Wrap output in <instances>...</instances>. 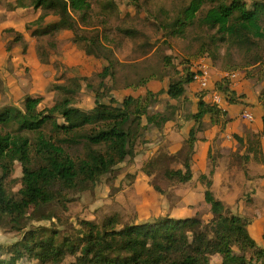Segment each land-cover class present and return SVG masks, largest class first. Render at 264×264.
I'll use <instances>...</instances> for the list:
<instances>
[{"label": "trees", "instance_id": "trees-1", "mask_svg": "<svg viewBox=\"0 0 264 264\" xmlns=\"http://www.w3.org/2000/svg\"><path fill=\"white\" fill-rule=\"evenodd\" d=\"M116 1L17 0V5L24 8L22 16L43 13L36 19L39 25H45L51 16L60 17L48 29L32 30L33 37L63 30L87 52L91 42L102 64L95 73L97 85L89 80L97 118L90 129L70 123L67 107L79 103L70 87L77 84L78 76L68 86H57L63 98L53 105L43 106L42 95H25L22 109L6 106L0 110V229L17 236L12 244H0V264H264V247L250 235L246 219L238 214L226 216L223 204L214 197V162L222 156L217 148L215 153L209 151L213 162L209 174H200L196 181L206 187V218L165 217L118 228V214L100 224L66 216L84 193L100 184L106 187L116 183L122 169L133 166L144 147L163 141V128L177 110L170 102L186 100V86L196 82L198 74L192 71L193 63L205 54L214 65L220 63L224 73H242L264 109V59L260 54L264 48V0H168V5L155 0H129L124 16ZM142 15L151 22L149 26ZM167 26L172 29L163 43L179 42L188 47L185 55L175 53L162 60L157 71L162 75L161 82L169 79L167 88L157 92L149 88L154 72L147 75L150 80L130 82L123 75L124 89L130 92L114 98L113 89L120 88L118 65L123 66V73L130 65L122 64L113 48L120 49L127 40L149 39V27L154 37L159 36V30ZM15 36L14 42L21 43L25 52L24 36ZM176 77L177 82L173 81ZM110 78L112 86L108 85ZM230 83L229 78L221 77L213 90L226 95L232 105L250 107L245 95L234 96ZM211 91L196 93V109L190 118L196 123L209 117L217 128L212 141L217 146L229 120L225 110L206 100ZM66 92L68 96L64 97ZM107 98L108 104L103 102ZM158 104L166 105L170 115L152 114ZM261 133L264 139V117ZM233 138L245 147V153L239 156L245 160L246 174L250 161L264 165L261 141L238 135ZM191 146L178 167L164 171L162 180H176L180 188L189 186L197 153ZM14 177L25 193L17 195L12 190ZM155 190L161 193L159 187ZM252 192L246 191V196L251 198Z\"/></svg>", "mask_w": 264, "mask_h": 264}, {"label": "rangeland", "instance_id": "rangeland-1", "mask_svg": "<svg viewBox=\"0 0 264 264\" xmlns=\"http://www.w3.org/2000/svg\"><path fill=\"white\" fill-rule=\"evenodd\" d=\"M155 1H161L164 5L169 4L168 0ZM246 1L251 2V0ZM116 2L123 10L122 14L124 16L129 10V0H117ZM22 12H24V8H20L17 5V0H1L0 82L1 80L10 82L11 76L16 73L19 78L26 81V85H21L25 86L27 91L15 94V91L7 90L0 83V110L6 106H15L22 109L23 102L21 100L25 95H42L45 97V101L42 103L44 104L43 106L53 105L63 98V94L57 89V86H68L78 76L77 84H73L70 87L74 92L73 98L75 94L79 97L77 105L67 107L70 110V123L73 125H83L82 129L92 128L96 124L97 118L93 112L95 94L92 87H89V80H92L93 86L97 85L98 76L95 73L102 64L101 55L91 42L88 45V52L83 50L73 43V36L63 30H55L54 33L41 38L33 37L31 34L32 30L45 29L51 23L57 24L60 17L51 16L47 19V25H39L35 22L38 16H42L43 13L39 12L40 15L22 16ZM142 18L147 22V26H149L151 22L148 21L146 15H142ZM28 26H31L32 29L28 30ZM151 29L149 27L147 30L150 36L149 39L138 41L127 40L120 49L113 48L114 55L118 60L122 64L130 65V69L124 73L123 66L118 65V83L124 91L123 94L130 92L124 89V77L127 82L137 80L138 78L150 80L147 75L151 72H154L155 81L151 80L148 83L149 88L154 92L159 91L163 86L167 88L169 79L167 78L164 81L165 83L161 82L162 75L157 71L162 65V60L173 56L175 53L185 55V51L188 48L186 45L179 42H169L168 45L163 43L166 40L164 36L172 29L171 26L159 30L160 35L155 37ZM15 33H20L24 36V41L27 44L25 52L21 43L14 42L16 38ZM15 49L18 50L17 53H15ZM260 54L264 59V48L261 49ZM203 57L208 58L210 56L205 54ZM15 58L18 60L13 61L12 59ZM8 59L10 62L6 63ZM9 66H12V69H9ZM220 66L221 64L218 63L212 68L221 70ZM193 71L196 72L194 66ZM111 78L108 80L109 86L113 84ZM178 80V77L173 78V81L177 82ZM242 81H244V77L241 76V79L237 82ZM250 86L252 85L250 84ZM65 96H68L67 92ZM112 96L114 97V93H112ZM120 97L121 95L117 96V98ZM103 102L108 104V98L104 99ZM161 105L158 104L152 111V114L169 115V112L162 113ZM186 118L188 119L184 122L190 134L191 127L194 126L195 121L190 116ZM60 121L61 123L64 122V118H60ZM174 127L179 129L178 123ZM168 137L169 134L164 136L163 141L159 140V147L155 151L150 146L151 143L144 147L141 151L145 153L146 159L144 161L139 159L133 166L124 167L120 173V179L116 183L106 187L100 184L95 190L84 193L82 200L71 206L66 216L72 220L79 217L80 219L100 224L108 216L118 214L120 217L118 228H125L132 225L133 222H136V224L148 223L154 219H164L165 217L187 219L193 218L196 215L203 218L209 216V206L204 199L206 187L201 183L193 181L192 183L195 186L190 185V194L185 197L182 195V191H187L188 187L184 189L180 188L176 180V183L168 187L161 182L164 171L178 167L185 156L191 152V145L199 148V156L193 167L195 170L194 177L196 175V178H198L200 174L208 175L213 162L210 158L207 159V146L195 139L192 141L181 140L171 142ZM186 137H189L188 134H186ZM214 147L213 152L216 151V146ZM151 152L155 153L152 158L149 157ZM250 156L252 159L254 158L252 154ZM153 162L154 165H149ZM219 162L220 157L214 162L215 168H219L222 165L224 171L221 174L216 172L215 182L221 181L224 185H228L232 183V178L235 179L231 189H225V191L233 192L232 195L226 197L224 200L225 215L228 217L236 214L243 216L248 223L250 235L257 241L259 246L264 247V165L260 162L250 161L246 165L248 170L246 174L245 160L242 158L235 157L232 160L226 158L221 160L218 165ZM152 174L155 176L151 177ZM15 178L17 177H14L12 179L14 182L10 183L12 190L17 195L25 193L23 189H20ZM155 186L160 187L161 190V186H163L164 190H166V192H163L164 195L168 194L172 202L171 209L167 208L166 196H163V193H158L155 190ZM251 189L253 192L249 195L251 197L249 198L246 196V191L250 192ZM216 190V187H214L213 192ZM159 195L162 198L165 197L163 199L165 201L158 210L157 207L161 204L162 200H160ZM162 212H165V214ZM16 240L17 236L15 234H6V232L0 229V244H12Z\"/></svg>", "mask_w": 264, "mask_h": 264}, {"label": "crops", "instance_id": "crops-1", "mask_svg": "<svg viewBox=\"0 0 264 264\" xmlns=\"http://www.w3.org/2000/svg\"><path fill=\"white\" fill-rule=\"evenodd\" d=\"M52 24V23H51ZM47 25V23L45 24ZM50 25V24H49ZM48 25V26H49ZM47 26V27H48ZM4 48V47H2ZM15 53L18 52V50H14ZM9 58V57H8ZM0 59H1V53H0ZM13 61H17L18 59H12ZM9 59L6 61V63H9ZM207 63L210 65L209 69H208V76L210 77V89L213 90V86L214 84L221 79L222 74L224 73L222 70H219L217 68H212L215 67V65L213 64L212 60H208ZM9 69H12V66H9ZM193 71V70H192ZM241 76L244 77V75L242 73H240V77L238 78V80L241 79ZM167 78H165L162 82L165 83L164 81ZM237 80V81H238ZM155 81V80H153ZM231 82L230 84V90L234 93V96L238 97L240 95H245V100L250 103V107H244V105L241 104H236V105H232L229 103L228 99L226 98V95L221 94L220 96V100L218 105L226 111L227 113V120H229V124L227 127V130L225 133H222L219 137H218V144L216 146V148L218 149L219 152L222 153V156L220 157V162L223 159H230L232 160L235 157H239L241 155H243L245 153V147L240 146V144L234 140L233 136L234 135H238L242 138H244L245 140L247 139V137H251L252 139L255 140H259L262 143V146L264 147V139L261 135V128H262V123H263V117H264V109L261 107L258 97H257V93L254 89V87L250 86V83L248 82V80H245L242 82ZM1 85L6 88L7 90L10 89L12 91H15V94L19 93V92H26V87L22 86V85H26V81H23L21 78L18 77V74L14 73L11 76V81L10 82H6L4 80H1ZM22 84V85H21ZM199 83L198 82H194L190 85L186 86V100L181 101V102H176V101H171V105H175L177 107L176 110V115L174 116L173 120H171L170 122L167 123V125L163 128V134L164 136L169 134V141H181V140H189L190 138H194L196 141L199 140L203 145L207 146L208 148V153H207V159L209 158V151L210 150H214V145H213V140L215 139L216 135H217V128L215 126H213L210 123V119L209 117H204L202 120H200L199 122H196L194 124L193 127H191V131L189 134L188 129H186V124H185V120H187L188 116H191L192 114L195 113V109H196V102L197 99L195 97L196 93L201 92V88L199 87ZM120 86V90H115L113 89L112 93H114V98H117L118 95H123V89ZM165 86H163L162 89H164ZM9 97H12L10 95H8ZM206 100L208 102H212V97L211 95L206 97ZM213 103V102H212ZM161 109L163 112H169V110H166V105H161ZM189 109V110H188ZM188 110V111H187ZM244 112H251L252 115V121H248V120H244L242 118V114ZM170 115V112H169ZM179 125V129H177L176 127H174L175 125ZM171 133V134H170ZM186 134H188V138L186 137ZM171 137V138H170ZM160 144V141L156 142V143H151L150 146L153 147V151H155L156 149H158ZM196 151L198 152V154L196 153L195 157H194V163H193V167L194 164L197 162V157L199 156V148L196 147ZM215 153V152H213ZM153 155H155V153H150L149 157H153ZM215 155V154H214ZM240 155V156H239ZM217 157V158H219ZM216 158V159H217ZM140 160L144 161L146 159V155L143 151H141L137 157H136V162H138ZM220 162L218 163V165L220 164ZM224 171V167H222V165H220V167L216 168V172L218 173H223ZM133 173V172H132ZM195 173V170H194ZM155 175L152 174L151 177H154ZM235 179L232 178V183L228 184V185H224L223 182H214V186L216 187V191H214V197L217 201H220L223 205L225 203V198L229 197L230 195L233 194V192H228L225 191V189H231V186L233 185V181ZM193 181H197L196 175L193 179ZM192 181V182H193ZM162 184H165L167 187L168 186H172L173 183H176L175 181H169V180H162L161 181ZM190 183L188 186V190L187 191H182V195L187 197L190 191V185H192L193 187L195 185H193V183ZM192 187V188H193ZM160 188V187H159ZM162 190L161 193H163V196H166L167 199V208L171 209L172 207V202L168 196V194L164 195V192H166V190H164L163 186H161ZM184 189V188H183ZM164 191V192H163ZM160 196V200H161V204L157 207L160 208L163 204L164 201L163 200L165 197L162 198L161 195ZM159 210V209H158ZM168 212V211H167ZM163 214H165V212H162ZM225 214V213H224Z\"/></svg>", "mask_w": 264, "mask_h": 264}, {"label": "built area", "instance_id": "built-area-1", "mask_svg": "<svg viewBox=\"0 0 264 264\" xmlns=\"http://www.w3.org/2000/svg\"><path fill=\"white\" fill-rule=\"evenodd\" d=\"M208 60H211L210 57L206 58L203 57L200 60H198L197 62H195L193 64L194 68L196 69V72H198V74L195 77V81L198 82L200 85L199 87L201 88V91L203 90H210V77L208 76V69L210 67V65L207 63ZM221 77H226L229 78L231 82H235L238 80V78L240 77V73L236 72V73H223ZM211 97H212V102L218 104L219 100H220V93L216 92V91H211ZM242 118L244 120H248V121H252V115L251 112H244L242 114Z\"/></svg>", "mask_w": 264, "mask_h": 264}, {"label": "clouds", "instance_id": "clouds-1", "mask_svg": "<svg viewBox=\"0 0 264 264\" xmlns=\"http://www.w3.org/2000/svg\"><path fill=\"white\" fill-rule=\"evenodd\" d=\"M194 63H195V62H194ZM194 63H193V64H194ZM239 73H240V72H239Z\"/></svg>", "mask_w": 264, "mask_h": 264}]
</instances>
